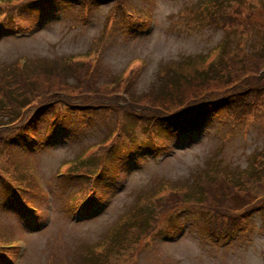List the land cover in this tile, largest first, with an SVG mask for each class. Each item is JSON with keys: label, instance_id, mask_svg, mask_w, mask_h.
I'll use <instances>...</instances> for the list:
<instances>
[{"label": "rangeland", "instance_id": "rangeland-1", "mask_svg": "<svg viewBox=\"0 0 264 264\" xmlns=\"http://www.w3.org/2000/svg\"><path fill=\"white\" fill-rule=\"evenodd\" d=\"M116 1L107 0L90 8L78 21L80 6L71 9L62 3L40 16L25 14L15 29L0 35V65L9 71L7 67L24 56L30 58V69H35L33 66L43 60L55 62L86 54L97 80L103 82L125 71L131 62H138L133 65L136 79L132 89L137 92V101L159 106L157 91L168 100L174 99L167 96L172 95L171 90L160 89L167 74L171 78L186 74L183 76L190 79L218 68L223 73L231 72L233 68L224 57L230 54L238 57L239 74L244 72L246 60L264 62V0ZM221 12L236 21L225 26L207 21L208 14ZM213 53L217 61L209 67L205 56ZM222 72L214 74L216 85L205 81L195 92L223 85ZM53 80L58 83L57 78ZM66 81L77 84L70 74ZM190 88L179 92L182 103L194 94ZM150 92H154L151 97L144 96ZM168 100L172 109L182 104ZM134 108L140 110V106ZM87 116L90 118L89 113ZM87 116L80 115L78 123H65L57 145H38L30 153L24 151L19 158L13 155L8 159V171L20 181L27 179L20 160L24 159L26 166L29 163L45 193H26L39 207L37 212L28 210L26 217L15 200L0 193V235L14 238L20 246L13 261L5 264H90L87 257L81 259L82 253H94L97 246L99 250L106 246L108 238L104 236L111 234L121 216L160 182L197 195L200 187L204 194L208 185L204 180L224 174L235 195L243 194L233 178L251 173L253 163L256 177L264 179V105L239 121L215 113L202 127L173 135L153 126L151 119L147 124L137 120L134 113L124 114L121 122L113 111H103L90 122ZM110 142L113 145L103 159L95 157L93 164L84 166L87 171L95 167L101 171L93 191L84 194L90 196L91 209L82 214L73 212L76 201L70 199L87 178L62 184L60 178L52 177L55 169L62 159L72 162L82 146ZM132 149L135 151L125 155ZM232 181L236 186L230 185ZM249 210L247 215H242L241 208L237 210L240 223L232 237L216 240L205 225L209 211L196 206L177 207L159 222L140 249L130 245L133 238L128 239L126 233L118 237L113 243L118 250L114 253L119 254L116 264H264V201Z\"/></svg>", "mask_w": 264, "mask_h": 264}, {"label": "trees", "instance_id": "trees-1", "mask_svg": "<svg viewBox=\"0 0 264 264\" xmlns=\"http://www.w3.org/2000/svg\"><path fill=\"white\" fill-rule=\"evenodd\" d=\"M105 1L107 0H0V31L16 27L27 13L30 16L35 14L39 16L57 3L70 6L71 9L72 6H80V15H77L78 18L76 17V21H78L91 6ZM117 3L122 4V0H118ZM207 21L225 26L236 21V18L221 12L208 14ZM224 57L232 66L233 71L223 73L222 69L218 68L210 70L208 73L191 76L190 79L188 76H183L186 74L178 73L181 76L177 77L175 74L173 78L167 74L165 76L167 79L164 80L160 89L171 90L172 95L167 96L168 98L173 96L174 99L173 101L172 99L168 100L157 91L156 99L161 100L159 106L150 102L137 101V92L133 91L136 79L134 76L136 70L133 65L138 62H134L123 73L116 74L111 80L103 82L97 80V74L94 73L89 57L86 59L73 57L69 61L57 59L55 62L43 60L33 66L35 69H30V58H25L23 63L19 59L16 63L13 61L14 65L7 67L9 71H5L3 65H0V153L14 151V149L20 150V148L31 151L36 148V145H55L60 142L59 134L65 123H78L80 115L87 116V113L90 114V118L87 116V122L103 111L116 112L120 122L124 114L134 113L137 120L147 124L151 119L153 126H158L160 131L170 135L198 128L215 113L225 114L232 120L239 121L248 117L259 106L264 105V62L259 64L246 56L245 58L249 60L245 61L244 72L239 74L236 71L239 68H236L239 62L238 57L232 54L224 55ZM261 57L259 56L257 60ZM216 61L214 58L210 60L209 67ZM220 72H222L223 85L205 87L201 92H195V90H199L202 82L209 81L210 84L216 85L214 74ZM67 74H70L77 84L67 83ZM54 78L58 79V83H55ZM193 80L199 82L192 83ZM189 87L194 94L182 103L179 92L187 90ZM153 93L150 92L149 95L144 96L151 97ZM166 100L171 103H176L175 100H177L182 104H176V107L172 109ZM135 106H140L138 112L134 108ZM92 145L88 144L77 149L73 157L74 160L63 167L62 177H59L62 184H71L78 178H87L82 181L81 188L71 198L72 202L76 201V204H72L73 212H77L80 205L78 212L89 209L81 201L89 196V194L84 195L87 191H93L94 183H97L101 171L96 167L92 171H87L86 168L94 163L95 157L97 160L103 159L113 142ZM92 148H96V150L94 151ZM4 165L2 174L6 180L1 179L3 188L7 192L8 189L11 190V194L15 193L19 197L21 207L30 205L33 198H30L26 193L40 192L32 175L27 178V192L23 191L18 188L14 178L12 181L8 177L9 162L6 161ZM255 169L253 163L251 173L238 174L237 178H233L242 187L243 194L235 195L236 192L228 187V177L224 174H220L212 180H204V183L208 184L204 194H202L201 187L196 192L197 195L188 193L189 189L184 190L168 185L159 188L157 196L149 199L148 196L142 198L129 213L121 216L118 227L111 234L104 236L105 239L108 238V241L106 246L103 245L101 251L99 250L97 253L95 250L94 253L83 252L81 259L87 257L91 264L96 253L95 257L99 263L94 262L93 264H104L105 261L108 262L107 264H116L119 254L114 253L118 250L114 249L113 243L120 235L124 237V233H126L128 239L132 237L130 245L134 246L135 244L136 249H139L141 244L153 234L157 223L166 220L175 208L183 205L196 206L209 211V219L205 225L212 238L221 240L232 237L240 223H238L239 216L236 215L237 210L241 208L243 212L241 214L247 215L250 207L264 201L262 192L264 179L256 177ZM240 176L244 179H241ZM200 177H204V174L201 173ZM234 181L230 182L231 186L233 184L236 186ZM200 191L201 195L199 196ZM78 192H83V194ZM144 210H147L148 213L146 214ZM121 225L122 229L120 230ZM1 239L4 238L1 237ZM77 264L84 263L80 261Z\"/></svg>", "mask_w": 264, "mask_h": 264}]
</instances>
